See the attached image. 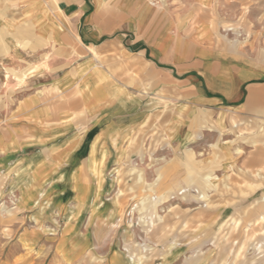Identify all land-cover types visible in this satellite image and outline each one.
I'll list each match as a JSON object with an SVG mask.
<instances>
[{"label":"crops","instance_id":"1","mask_svg":"<svg viewBox=\"0 0 264 264\" xmlns=\"http://www.w3.org/2000/svg\"><path fill=\"white\" fill-rule=\"evenodd\" d=\"M249 120L264 122V0H0V201L30 220L19 246H47L78 194L67 256L104 246L127 156L170 151L183 171Z\"/></svg>","mask_w":264,"mask_h":264},{"label":"rangeland","instance_id":"2","mask_svg":"<svg viewBox=\"0 0 264 264\" xmlns=\"http://www.w3.org/2000/svg\"><path fill=\"white\" fill-rule=\"evenodd\" d=\"M232 135L191 155L183 171L170 151L152 149L146 167L127 156L104 188L119 211L105 223L104 246L74 261L67 248L78 241L71 235L82 196L47 246H19L17 231L30 220L0 201V264H264V122L249 120Z\"/></svg>","mask_w":264,"mask_h":264}]
</instances>
